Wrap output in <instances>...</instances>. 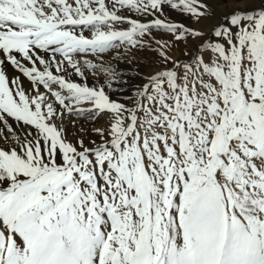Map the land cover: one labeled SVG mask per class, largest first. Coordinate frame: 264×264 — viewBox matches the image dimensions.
<instances>
[{
	"label": "snow or ice",
	"instance_id": "1",
	"mask_svg": "<svg viewBox=\"0 0 264 264\" xmlns=\"http://www.w3.org/2000/svg\"><path fill=\"white\" fill-rule=\"evenodd\" d=\"M0 264H264V0H0Z\"/></svg>",
	"mask_w": 264,
	"mask_h": 264
}]
</instances>
